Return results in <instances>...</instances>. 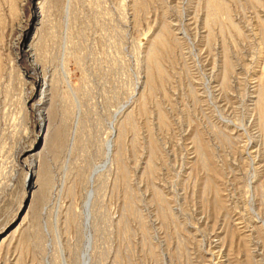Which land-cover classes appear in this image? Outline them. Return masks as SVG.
Here are the masks:
<instances>
[{
    "label": "rangeland",
    "instance_id": "obj_1",
    "mask_svg": "<svg viewBox=\"0 0 264 264\" xmlns=\"http://www.w3.org/2000/svg\"><path fill=\"white\" fill-rule=\"evenodd\" d=\"M91 188L90 264H264V0H0V264Z\"/></svg>",
    "mask_w": 264,
    "mask_h": 264
},
{
    "label": "bare ground",
    "instance_id": "obj_2",
    "mask_svg": "<svg viewBox=\"0 0 264 264\" xmlns=\"http://www.w3.org/2000/svg\"><path fill=\"white\" fill-rule=\"evenodd\" d=\"M70 3V0H68ZM112 132L115 131L117 128L112 126L111 127ZM114 133V132H113ZM113 137L107 140V160L105 163L108 161L113 164ZM104 163V164H105ZM104 166V165H102ZM110 166V165H109ZM103 168V167H102ZM93 180V179H92ZM95 190L94 188H91L88 192V196L85 201V218H86V224H87V231H86V238H87V244L84 249L81 251L80 255V263L79 264H90L92 262V252L95 247V237L93 236V232L91 231V224H92V219L94 215V198H95ZM93 227V226H92ZM63 264H68L67 260L65 257L63 258Z\"/></svg>",
    "mask_w": 264,
    "mask_h": 264
}]
</instances>
